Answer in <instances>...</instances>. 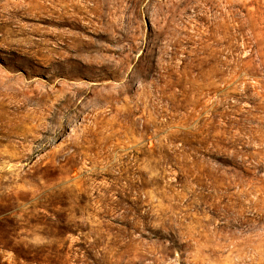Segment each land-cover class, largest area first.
Instances as JSON below:
<instances>
[{
    "label": "rangeland",
    "instance_id": "rangeland-1",
    "mask_svg": "<svg viewBox=\"0 0 264 264\" xmlns=\"http://www.w3.org/2000/svg\"><path fill=\"white\" fill-rule=\"evenodd\" d=\"M0 264H264V0H0Z\"/></svg>",
    "mask_w": 264,
    "mask_h": 264
},
{
    "label": "trees",
    "instance_id": "trees-1",
    "mask_svg": "<svg viewBox=\"0 0 264 264\" xmlns=\"http://www.w3.org/2000/svg\"><path fill=\"white\" fill-rule=\"evenodd\" d=\"M8 234H9V237H8L7 240H6V243H7V242H12V238H14V230L9 229ZM2 245H3V244H2Z\"/></svg>",
    "mask_w": 264,
    "mask_h": 264
},
{
    "label": "bare ground",
    "instance_id": "bare-ground-1",
    "mask_svg": "<svg viewBox=\"0 0 264 264\" xmlns=\"http://www.w3.org/2000/svg\"><path fill=\"white\" fill-rule=\"evenodd\" d=\"M20 6H21V9H26L24 5L21 4ZM34 9H35V8H34ZM14 13H16V14L18 13V16L21 15V10H20V8L18 7V9L14 10Z\"/></svg>",
    "mask_w": 264,
    "mask_h": 264
}]
</instances>
